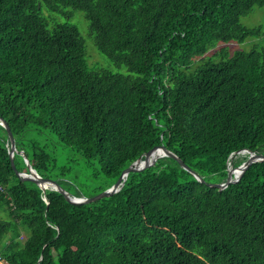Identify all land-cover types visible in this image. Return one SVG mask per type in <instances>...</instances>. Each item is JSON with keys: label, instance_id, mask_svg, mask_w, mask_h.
<instances>
[{"label": "trees", "instance_id": "trees-1", "mask_svg": "<svg viewBox=\"0 0 264 264\" xmlns=\"http://www.w3.org/2000/svg\"><path fill=\"white\" fill-rule=\"evenodd\" d=\"M262 6L0 0V115L25 155L14 156L17 171L27 172V158L73 197L82 196L66 179L102 176L92 197L164 145L207 182H225L244 150L264 154V47L185 70L218 41L259 35L240 20ZM68 9L84 14L99 52L130 75L89 67L78 28L56 19H71ZM8 150L0 125L3 264H264V162L221 190L166 156L130 173L113 196L71 205L22 181ZM71 150L79 166L62 159Z\"/></svg>", "mask_w": 264, "mask_h": 264}, {"label": "rangeland", "instance_id": "rangeland-1", "mask_svg": "<svg viewBox=\"0 0 264 264\" xmlns=\"http://www.w3.org/2000/svg\"><path fill=\"white\" fill-rule=\"evenodd\" d=\"M67 11L72 14L71 19H67L64 16H57L56 19L60 22H69L78 28L80 35L85 42L86 58L89 67L104 69L110 71L113 74H120L124 76L130 75L126 66H115L105 55L99 52L90 36L89 22L86 20L84 14L81 11L73 9H68ZM44 14L48 15L45 11ZM240 23L247 28L260 27L261 32L259 35L250 36L243 41L231 40L228 42H216L209 48V51L205 55L196 58L190 68L186 69L185 71L193 72L196 67L206 61L220 62L224 58L223 53L231 57L238 51H249L254 47H264V6L255 7L250 14L241 18ZM62 159H65L66 163H70L71 166L75 167L79 166L77 164L82 163L80 157L73 150H71L69 154L66 153ZM93 173H95V171H92V175ZM77 176V180L66 179L71 182V184L68 186L70 191L69 193H79L80 196L86 198L90 197V195H93L95 190L99 186L102 187L105 182L102 176H98V179H96L95 176H92V182L89 181L87 175L82 176L78 173ZM25 238L26 235L22 234L21 239L24 240ZM0 264H3L1 259Z\"/></svg>", "mask_w": 264, "mask_h": 264}, {"label": "water", "instance_id": "water-1", "mask_svg": "<svg viewBox=\"0 0 264 264\" xmlns=\"http://www.w3.org/2000/svg\"><path fill=\"white\" fill-rule=\"evenodd\" d=\"M0 125L6 130L9 140V156L11 159V164L13 169L15 170L16 174L20 177V179L24 182L30 181L34 182L36 185L40 187V189L43 191V194H46V191L48 189L56 190L61 195L64 196L67 203L71 205H83V204H90L96 201H99L103 198L111 197L114 194L118 193L122 187L124 186V182L126 181L128 175L130 173L139 172L141 170H144L148 168L149 166L153 165L159 158L162 157H172L174 158L181 167H183L187 172L191 173L193 177L198 180L200 183H205L209 185L210 187H215L219 189H225L229 184L231 183H237L240 178L243 176L245 171L254 163H261L264 162V154L254 153L249 150H244V152L249 153V157L247 160L242 162L239 166H236L239 168V172L234 174L232 170L236 167L233 165H229L228 170V176L225 182L221 184H215V183H209L207 182L203 177H201L199 174H197L192 168H190L184 161L175 153L169 151L164 145L156 146L152 150L148 151L147 153L143 154L141 157H139L134 163H132L127 169H125L120 177L117 179V181L107 190L104 192L98 193L92 197H73L64 190L58 182L51 178L43 177L41 176L31 165L29 160L25 158V163L27 165V172H18L14 163V156L16 154H20L22 156H25L23 152L18 151L16 147V139L14 136V133L6 121L1 115H0ZM48 204L47 198H45Z\"/></svg>", "mask_w": 264, "mask_h": 264}, {"label": "bare ground", "instance_id": "bare-ground-1", "mask_svg": "<svg viewBox=\"0 0 264 264\" xmlns=\"http://www.w3.org/2000/svg\"><path fill=\"white\" fill-rule=\"evenodd\" d=\"M228 170H230V169H228ZM232 172H233V170H232Z\"/></svg>", "mask_w": 264, "mask_h": 264}]
</instances>
